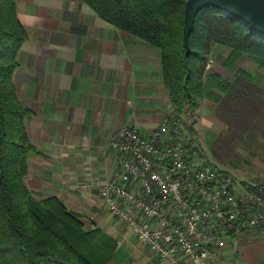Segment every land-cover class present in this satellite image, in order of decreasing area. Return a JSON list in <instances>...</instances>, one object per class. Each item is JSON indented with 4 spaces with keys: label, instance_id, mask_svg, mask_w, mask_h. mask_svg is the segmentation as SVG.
Segmentation results:
<instances>
[{
    "label": "crops",
    "instance_id": "obj_1",
    "mask_svg": "<svg viewBox=\"0 0 264 264\" xmlns=\"http://www.w3.org/2000/svg\"><path fill=\"white\" fill-rule=\"evenodd\" d=\"M14 3L27 33L12 82L30 110L23 119L36 149L24 177L30 194L56 196L84 224L93 216V225L117 242L107 264H192L183 256L162 261L115 222L98 195L114 163L109 140L118 127L133 124L148 135L171 109L158 49L82 0ZM202 264H264V233L235 226Z\"/></svg>",
    "mask_w": 264,
    "mask_h": 264
},
{
    "label": "trees",
    "instance_id": "obj_2",
    "mask_svg": "<svg viewBox=\"0 0 264 264\" xmlns=\"http://www.w3.org/2000/svg\"><path fill=\"white\" fill-rule=\"evenodd\" d=\"M14 1L0 0V264H107L117 244L114 238L99 227L86 228L56 196L35 198L25 185L27 158L36 149L23 124L30 110L12 82L15 56L27 36ZM82 1L105 21L158 49L163 87L178 120L187 114L194 123L202 99L214 103L223 122L232 116L246 127L264 116L261 90L249 73L236 68L232 81H225L205 68L218 44L229 49L223 63L228 69L245 54L264 70V34L247 23L212 6L201 8L184 55L185 0Z\"/></svg>",
    "mask_w": 264,
    "mask_h": 264
},
{
    "label": "built area",
    "instance_id": "obj_3",
    "mask_svg": "<svg viewBox=\"0 0 264 264\" xmlns=\"http://www.w3.org/2000/svg\"><path fill=\"white\" fill-rule=\"evenodd\" d=\"M109 148L114 163L98 182L99 198L162 261L183 256L202 264L235 226L264 233V188H242L206 162L173 113L148 135L119 126ZM92 218L85 217L86 228Z\"/></svg>",
    "mask_w": 264,
    "mask_h": 264
},
{
    "label": "rangeland",
    "instance_id": "obj_4",
    "mask_svg": "<svg viewBox=\"0 0 264 264\" xmlns=\"http://www.w3.org/2000/svg\"><path fill=\"white\" fill-rule=\"evenodd\" d=\"M228 50L222 45H214L206 70L217 73L225 81H232L236 68L245 70L261 90V98L264 101V70L245 54L239 57L234 68L228 69L223 64ZM213 93L216 98L220 96L217 91ZM199 105L202 110L197 108V113L200 112L198 116L202 115L203 121L199 120L197 114L194 123L190 122L187 114L179 120L189 133L192 147L198 150L206 162L223 173L235 176L242 188L252 185L264 188V116L254 120L251 126L245 127L240 120L231 119L232 116L229 117V123L223 122L221 118L222 122L219 121L213 110L214 103L209 99L200 100ZM172 112L171 108L168 113Z\"/></svg>",
    "mask_w": 264,
    "mask_h": 264
},
{
    "label": "water",
    "instance_id": "obj_5",
    "mask_svg": "<svg viewBox=\"0 0 264 264\" xmlns=\"http://www.w3.org/2000/svg\"><path fill=\"white\" fill-rule=\"evenodd\" d=\"M206 6L215 7L264 34V0H185L182 20L184 55L189 51L188 36L192 29L195 14Z\"/></svg>",
    "mask_w": 264,
    "mask_h": 264
}]
</instances>
